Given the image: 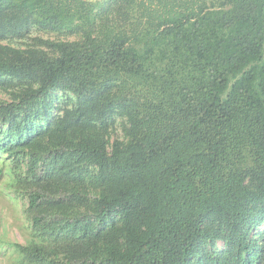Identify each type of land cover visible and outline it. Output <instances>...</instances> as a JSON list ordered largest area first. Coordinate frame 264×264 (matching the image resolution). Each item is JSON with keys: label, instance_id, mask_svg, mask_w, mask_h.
<instances>
[{"label": "trees", "instance_id": "1", "mask_svg": "<svg viewBox=\"0 0 264 264\" xmlns=\"http://www.w3.org/2000/svg\"><path fill=\"white\" fill-rule=\"evenodd\" d=\"M32 27L74 38L0 49V86L24 85L0 105V154L30 161L22 264H264V0H0V40ZM53 91L143 127L109 149ZM84 166L109 187L72 183Z\"/></svg>", "mask_w": 264, "mask_h": 264}, {"label": "rangeland", "instance_id": "2", "mask_svg": "<svg viewBox=\"0 0 264 264\" xmlns=\"http://www.w3.org/2000/svg\"><path fill=\"white\" fill-rule=\"evenodd\" d=\"M97 1V0H87ZM126 6L123 5L125 10ZM40 39H39V38ZM72 39L74 37L64 35L56 36L48 34L32 27L29 33L22 38L0 40V49L6 47H15L20 49H37L44 51L49 55H56L53 49L48 48L42 42V39ZM24 89V85L10 80L6 85L0 86V105L6 104L17 98L19 92ZM54 104L51 109L52 116L63 115L66 111H74L81 105L87 107L84 120H87L85 129L91 135L99 136L111 149L115 140L127 142V140L143 127V118L136 114L135 118H130L127 113V105L112 106L109 114H97L102 107L95 108L89 102L82 101L74 94L66 91H53L51 93ZM0 114V130L6 128L3 124ZM139 118V119H138ZM58 124V123H56ZM1 134V132H0ZM48 138H45V142ZM29 159L24 156L17 161L6 158L0 154V169H2V179L0 182V264H22L20 255L14 248V243L28 244L33 238L31 233V221L27 216L28 192L33 184L26 181L28 174ZM95 170L92 167L84 166L75 171L72 183H84L91 189V196L98 194L101 189L109 187L106 182L96 180L93 177ZM32 181V180H30ZM94 181H99L95 186ZM127 180L119 179L117 184H123ZM103 182V183H102ZM114 185V181L111 182ZM93 184V185H92ZM92 185V186H91ZM111 186V185H110ZM88 188V189H89ZM222 247V242H219Z\"/></svg>", "mask_w": 264, "mask_h": 264}]
</instances>
